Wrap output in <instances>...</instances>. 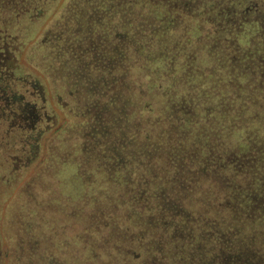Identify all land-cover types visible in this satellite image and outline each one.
Returning a JSON list of instances; mask_svg holds the SVG:
<instances>
[{
    "label": "trees",
    "instance_id": "trees-1",
    "mask_svg": "<svg viewBox=\"0 0 264 264\" xmlns=\"http://www.w3.org/2000/svg\"><path fill=\"white\" fill-rule=\"evenodd\" d=\"M56 2L0 0V264H264V0H67L24 63Z\"/></svg>",
    "mask_w": 264,
    "mask_h": 264
},
{
    "label": "rangeland",
    "instance_id": "rangeland-1",
    "mask_svg": "<svg viewBox=\"0 0 264 264\" xmlns=\"http://www.w3.org/2000/svg\"><path fill=\"white\" fill-rule=\"evenodd\" d=\"M67 0H57L55 4L49 7L46 11L47 16L42 18L36 25L35 29H31L32 26L25 25L24 27V35L26 41V46L23 48L21 53V58L25 63V56L33 53L35 44L41 39V35L45 32L48 27L50 16L52 13L57 12ZM32 32L35 33L32 38ZM27 35V36H26ZM39 168V165H37ZM33 170L30 173L21 174L17 179H11L12 181L9 183H5L0 180V227L5 235L8 237L13 236L18 237L20 235V217L18 215L20 205L19 202L20 194L24 185H28L30 181H32ZM31 177V178H30ZM24 198V197H23ZM13 256H11L10 264H18V260L15 257V251L12 250Z\"/></svg>",
    "mask_w": 264,
    "mask_h": 264
}]
</instances>
